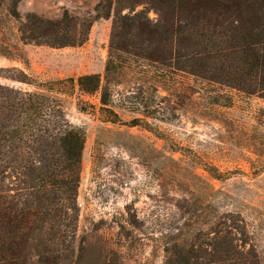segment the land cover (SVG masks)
<instances>
[{
	"label": "rangeland",
	"instance_id": "374dc122",
	"mask_svg": "<svg viewBox=\"0 0 264 264\" xmlns=\"http://www.w3.org/2000/svg\"><path fill=\"white\" fill-rule=\"evenodd\" d=\"M99 1L21 0L19 10L89 16ZM19 25L0 4V83L35 90L17 77L100 73L108 86V105L102 91L58 94L86 131L75 253L65 264H164L175 242L200 240L201 230L212 237L218 226L239 237L236 224L247 229L240 248L264 264V97L133 57L106 77L114 15L97 19L83 44L61 48L24 44Z\"/></svg>",
	"mask_w": 264,
	"mask_h": 264
},
{
	"label": "trees",
	"instance_id": "16d2710c",
	"mask_svg": "<svg viewBox=\"0 0 264 264\" xmlns=\"http://www.w3.org/2000/svg\"><path fill=\"white\" fill-rule=\"evenodd\" d=\"M20 2L0 0L20 23L24 44L81 45L97 19L114 15L106 77L133 57L264 97V0H100L93 15L65 9L56 19L22 15ZM22 74L18 80L37 89L0 83V264H65L75 253L86 131L69 120L58 94L74 86L102 91L108 105V86L100 73L39 84ZM204 168L221 177L216 167ZM234 229L241 236L218 226L212 237L201 230L195 236L202 240H179L167 249L164 264H261L257 253L244 252L236 241L248 242L245 225Z\"/></svg>",
	"mask_w": 264,
	"mask_h": 264
}]
</instances>
